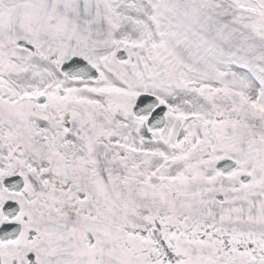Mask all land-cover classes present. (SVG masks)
I'll use <instances>...</instances> for the list:
<instances>
[{"label": "snow or ice", "instance_id": "6c2138e0", "mask_svg": "<svg viewBox=\"0 0 264 264\" xmlns=\"http://www.w3.org/2000/svg\"><path fill=\"white\" fill-rule=\"evenodd\" d=\"M0 264H264V0H0Z\"/></svg>", "mask_w": 264, "mask_h": 264}]
</instances>
